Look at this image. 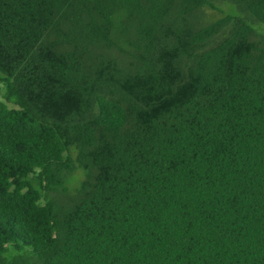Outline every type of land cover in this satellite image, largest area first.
<instances>
[{
	"label": "trees",
	"instance_id": "1",
	"mask_svg": "<svg viewBox=\"0 0 264 264\" xmlns=\"http://www.w3.org/2000/svg\"><path fill=\"white\" fill-rule=\"evenodd\" d=\"M0 264H264V0H0Z\"/></svg>",
	"mask_w": 264,
	"mask_h": 264
},
{
	"label": "rangeland",
	"instance_id": "2",
	"mask_svg": "<svg viewBox=\"0 0 264 264\" xmlns=\"http://www.w3.org/2000/svg\"><path fill=\"white\" fill-rule=\"evenodd\" d=\"M219 8L223 9L226 12L233 13L234 8L229 4H222L218 6ZM233 9V10H232ZM235 14V12H234ZM207 16L210 20H216L221 16V13L215 10L208 9L207 10Z\"/></svg>",
	"mask_w": 264,
	"mask_h": 264
}]
</instances>
